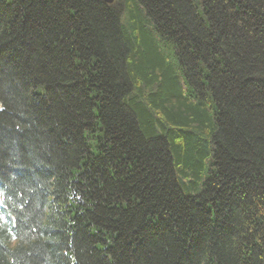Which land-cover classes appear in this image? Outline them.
I'll return each instance as SVG.
<instances>
[{
	"label": "trees",
	"instance_id": "16d2710c",
	"mask_svg": "<svg viewBox=\"0 0 264 264\" xmlns=\"http://www.w3.org/2000/svg\"><path fill=\"white\" fill-rule=\"evenodd\" d=\"M0 264H264V0H0Z\"/></svg>",
	"mask_w": 264,
	"mask_h": 264
},
{
	"label": "water",
	"instance_id": "95a60500",
	"mask_svg": "<svg viewBox=\"0 0 264 264\" xmlns=\"http://www.w3.org/2000/svg\"><path fill=\"white\" fill-rule=\"evenodd\" d=\"M100 1H102L103 3L108 4V5H111L114 3V0H100Z\"/></svg>",
	"mask_w": 264,
	"mask_h": 264
}]
</instances>
